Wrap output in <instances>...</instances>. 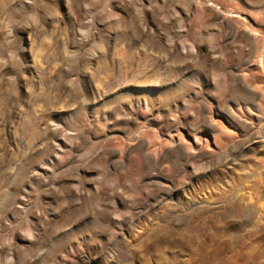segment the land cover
<instances>
[{"label":"rangeland","instance_id":"374dc122","mask_svg":"<svg viewBox=\"0 0 264 264\" xmlns=\"http://www.w3.org/2000/svg\"><path fill=\"white\" fill-rule=\"evenodd\" d=\"M0 264H264V0H0Z\"/></svg>","mask_w":264,"mask_h":264},{"label":"bare ground","instance_id":"6f19581e","mask_svg":"<svg viewBox=\"0 0 264 264\" xmlns=\"http://www.w3.org/2000/svg\"><path fill=\"white\" fill-rule=\"evenodd\" d=\"M232 109V108H231ZM260 111V110H259ZM232 112V111H231ZM230 113V112H229ZM258 115V114H257ZM254 116V115H253ZM256 116V115H255ZM240 118V116L238 117L237 113L235 114V112H232L228 115V119L231 120V122H235V121H238V119ZM255 118V117H254ZM258 118V117H257ZM256 119V118H255ZM242 120V118L240 119ZM242 122V121H241ZM237 123H240V122H237ZM261 138L260 137H253L252 139H250L248 142H246L244 145H242V148L240 147L241 150H249L254 144H259L261 143ZM253 149V148H252ZM239 150V149H238ZM235 151V150H234ZM148 181L149 183L151 184H154V185H158V186H167V179H165L161 174L159 173H151L148 177ZM162 193V194H161ZM161 195L165 194L164 192L161 191ZM164 196V195H163ZM22 200V199H21ZM20 200V202H21ZM150 204L148 205H142V206H139L138 209L140 210V212L144 209H146L147 207H150L149 206ZM156 206V204H154Z\"/></svg>","mask_w":264,"mask_h":264}]
</instances>
